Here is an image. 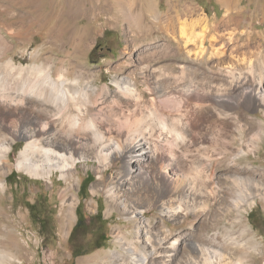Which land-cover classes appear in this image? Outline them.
<instances>
[{"label":"bare ground","instance_id":"bare-ground-1","mask_svg":"<svg viewBox=\"0 0 264 264\" xmlns=\"http://www.w3.org/2000/svg\"><path fill=\"white\" fill-rule=\"evenodd\" d=\"M92 1V6H95L96 1ZM220 1L229 11L231 10V0ZM167 5V10L163 12L157 0H115L121 20L126 21L135 33L132 37L134 46L139 43L140 35L145 36L141 37L142 39L150 41V44L137 55L139 63L132 65L123 62L113 66L117 71L129 70L115 77L113 80L115 87L109 83L96 84V70L80 62L77 54L71 51L63 55V58L53 53L51 63L47 67L37 63L27 66L17 64L13 58L0 64V111L19 114L20 110L26 108L32 112L31 115L23 113V116L19 117L20 119L23 117L22 120L14 128L17 137L26 140V145L13 164L10 162L13 144L1 136L3 127L0 125L2 190H5L7 185L1 175L8 173L13 166L34 177L44 179H52L55 172H60L61 176L69 181L61 190L62 209L65 212L62 222L71 224L76 215L75 207L79 203L74 181L75 170L78 169L80 160L95 159L99 163L98 172H103L110 166L111 161L123 159L127 168L122 181L124 187L133 180L146 176L145 171L138 175L133 174L132 163L136 157L145 159V163L139 165L147 170L153 164L159 165L158 158L164 154L166 144H174L177 149L184 152L185 159H182L186 160L189 169L182 165V161H179L180 158L178 159L172 150L174 154H169L170 160L159 166L165 181L163 183L167 186L164 188L161 211L170 219L176 220L193 213L195 219L207 215L214 221L215 216L209 213L210 202L218 204L219 212H230L234 207L235 210H241L242 205L260 191L258 177L254 174L255 168L251 167L226 170L230 174L227 178L229 180L223 183L219 175L222 170L205 166L207 169L204 168L203 171L206 174V181L205 183L199 181V174L192 173L193 169L198 168L195 158L190 156L192 147L196 145L198 147L200 143L196 142L199 134L195 131L191 114L192 106L195 100L200 98V93L203 100L217 97L218 102H225L224 95H230L232 98L242 96L244 102L256 107L263 106L264 55L261 56L260 51L241 50L242 44L235 38L239 27L235 18L228 16L222 22L211 25L196 11V5L190 0H167ZM221 25L228 31L226 34L221 33ZM155 28L161 35H155ZM251 36L253 34L249 32L247 49L252 43ZM157 37L161 38L159 43ZM86 39L87 35L83 33L74 50L86 42ZM0 42V52L6 54L9 47L1 32ZM210 49L214 55H222L223 58V55L229 54L232 58L237 57V61L249 64L247 67H250L252 74L248 76L242 71L237 72V67L235 70L231 69L229 71L233 74L231 88L224 86L223 82L215 84L199 80L195 64L200 60L207 61ZM232 65L235 63L228 64L230 67ZM137 73L141 75L144 88L140 85V79L135 76ZM17 74L24 76L15 80ZM203 103L199 108L202 106L207 112L206 109L210 108L211 103L209 102V105L206 101ZM252 125L253 135L247 151L256 147L264 132L256 131L255 121H252ZM240 132L242 136L247 133L244 128H240ZM200 146L209 147L204 142ZM226 151L227 147L221 152ZM204 152L202 155L209 158L210 154ZM116 186L115 183L105 185V191L112 202L119 201L131 218L140 219L142 215L147 214L144 207H139V210L141 209L139 212L135 211L138 209L136 203L134 204L128 197H123L122 191ZM98 190L94 186L92 193L96 194ZM227 195L231 205L225 204ZM91 202L93 204L94 199ZM247 229L248 225L245 227V230ZM193 232L194 235H198L197 230ZM145 233L147 237L143 244H135L134 240L117 234V241L123 246L124 252L123 250L101 252L88 257L87 260L102 261L105 264H149L150 258L155 253L159 254L162 248L167 252L164 256L175 257L181 235L176 237L173 227L164 224L162 231L148 230ZM139 234L137 236L140 242L142 239ZM206 239L195 242L196 264L200 261L202 264H258V257L254 255L256 252L253 250H259V243L254 236L249 237L246 242H237L239 245L236 252L218 243L217 236ZM3 252L0 251V263L8 254ZM245 254L252 258L251 263L245 259Z\"/></svg>","mask_w":264,"mask_h":264},{"label":"rangeland","instance_id":"rangeland-1","mask_svg":"<svg viewBox=\"0 0 264 264\" xmlns=\"http://www.w3.org/2000/svg\"><path fill=\"white\" fill-rule=\"evenodd\" d=\"M95 1V6H92V0H0V32L9 47L6 54L0 52V64L13 58L17 64L27 66L37 63L47 67L51 63L53 53L63 58V55L71 51L77 54L80 62L96 70V84L109 83L115 87L113 84L115 77L129 70L117 71L113 69V66L123 62L132 65L139 63L137 55L150 44V41L142 39L145 36L140 35L139 43L134 46L132 37L135 33L126 21L121 20L115 0ZM157 1L163 12L167 10V0ZM190 1L196 5V11L211 25L222 22L228 16L235 18L239 26L235 38L242 44L241 50L260 51L262 52L260 55H264V0H231L230 11L220 0ZM223 27L221 25L220 31L226 34L228 31ZM155 30L156 36L161 35L157 28ZM249 32L256 37L251 36L252 41L250 42L252 43L247 49L246 42ZM83 33L87 35L86 42L84 41L77 50H74ZM157 40L159 43L161 38L157 37ZM127 46H129L128 49ZM208 54L207 61L200 60L199 64H195L198 68L199 80L215 84L223 82L224 86L231 88V83H233L231 76L233 74L229 72L231 69L235 70L237 67V72L242 71L248 76L252 74L250 67H247L249 64L237 61V57L232 58L226 54L222 58V55H214L211 49ZM233 62L235 65L228 66L229 63L234 64ZM156 63L159 64V62ZM254 64L256 67V59ZM23 76L17 74L15 80ZM135 76L140 79V85L144 88L141 75L137 73ZM226 90L229 91V89ZM201 92L203 93L202 90ZM202 96L200 93V98L195 100L191 116L193 115L195 131L199 134L196 142L198 141L200 145L204 142L210 148H202L200 145L198 147L196 145L198 149L192 147L194 151L192 150L190 156L198 163V168L193 169L192 173L199 174L198 177L202 178H199V181L205 183L206 174L203 169L213 166L217 170H222L219 173L222 177L221 181L227 183L230 174L226 170L255 168L254 174L258 177L260 191L243 204L241 210H235L234 207L230 212H219L218 204L212 201L209 204V213L215 216L214 221H211L207 215L195 219L193 213L183 215L176 220L163 215L161 201L164 199V188L167 186L163 183L164 178L159 170L160 164L168 162L171 157L169 154L175 152L178 159L180 158L179 161H182V165L189 169L184 160V152L177 149L174 144H166L164 154L158 158L159 165L153 164L147 170L139 165V163H145V159L136 157L132 163L133 174L138 175L145 171L146 176L133 180L131 184L128 183L124 187H122V181L127 168L123 159L111 161L110 166L103 172H98L99 163L95 159L80 160L78 169L75 170L76 181H74V190L79 197V203L75 207L76 215L71 224L62 222L65 212L62 209L61 190L68 185L69 181L64 179L60 172H55L52 179H44L34 177L13 166L8 173L1 175L7 187L5 190L0 188V251L4 250L3 253L8 252V254L0 264H105V262L87 260V258L101 252L122 251L124 248L117 241V234L134 240L135 244H143L147 237L145 232L148 230L162 231L164 224L173 227L176 237L181 235L175 257L164 256L167 252L162 248V252L155 253L150 258L149 264H196L195 242L198 243L199 240H207V237L213 236H217L218 243L224 245V248L226 246L234 252L238 250V243L246 242L249 237L254 236L259 243V250H253L257 253L254 255L258 257V264H264V105L253 106L244 102L242 96L232 98L229 97L230 95H224L225 102H218L217 97L203 100ZM203 101H206V104L209 102L212 104L209 103L210 108L207 107V112L202 106L199 108ZM194 106L196 107L193 109ZM18 113L0 111V125L3 127L1 136L9 139L13 144L10 153L11 164L16 162L20 151L26 145V140L17 137L14 128L19 125L23 118L19 117L23 116V113L31 115L32 112L25 108ZM252 121L256 122V131L263 133L256 147L247 151L248 143L253 135ZM240 128H244L247 133L242 136ZM225 147L227 151L221 152ZM204 151L210 154L209 158L202 155ZM90 179L93 180L88 186ZM112 182L117 185V189L122 191L123 197H128L133 200L134 204L136 203L138 209L135 211L139 212L141 210L139 207H144L147 214L142 215L140 219L131 218L119 201L112 202L105 191V185H111ZM94 186L99 189L96 194L92 193ZM227 193L229 194L230 191ZM93 199L94 202L91 204ZM29 204H35L34 212ZM225 204L231 205L228 195ZM99 210H102L104 217L109 221L107 224L109 241L103 247L74 257L69 246L72 229L79 217L83 216L89 221ZM96 225L92 224L87 227L89 233L86 239L94 238L97 232L94 229ZM247 225L248 229L245 230ZM193 230L198 231L197 236L194 235ZM138 233L142 239L140 242ZM245 259L252 262L250 256L246 255ZM199 264H202V261Z\"/></svg>","mask_w":264,"mask_h":264},{"label":"trees","instance_id":"trees-1","mask_svg":"<svg viewBox=\"0 0 264 264\" xmlns=\"http://www.w3.org/2000/svg\"><path fill=\"white\" fill-rule=\"evenodd\" d=\"M16 173V172H14ZM93 179H90L88 186ZM35 204H29L32 212H34ZM253 211L250 213L252 215ZM109 221L104 217L102 210H99L89 221L83 216L79 217L69 237V246L71 247L74 257L87 254L95 249L103 247L109 241V230L107 224ZM97 224L94 229L97 231L92 240L86 239L89 233L88 226Z\"/></svg>","mask_w":264,"mask_h":264}]
</instances>
